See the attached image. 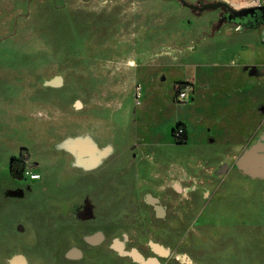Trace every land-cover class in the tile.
<instances>
[{"label":"rangeland","instance_id":"obj_1","mask_svg":"<svg viewBox=\"0 0 264 264\" xmlns=\"http://www.w3.org/2000/svg\"><path fill=\"white\" fill-rule=\"evenodd\" d=\"M225 11L0 0V264H264V23Z\"/></svg>","mask_w":264,"mask_h":264},{"label":"water","instance_id":"obj_2","mask_svg":"<svg viewBox=\"0 0 264 264\" xmlns=\"http://www.w3.org/2000/svg\"><path fill=\"white\" fill-rule=\"evenodd\" d=\"M178 1L187 8L200 12L223 7L226 11L221 15L220 21H229L248 28H255L264 23V4L235 8L222 0L202 2L201 4H195L186 0Z\"/></svg>","mask_w":264,"mask_h":264},{"label":"bare ground","instance_id":"obj_3","mask_svg":"<svg viewBox=\"0 0 264 264\" xmlns=\"http://www.w3.org/2000/svg\"><path fill=\"white\" fill-rule=\"evenodd\" d=\"M90 147V149H94L95 146L93 144H89L88 145ZM100 151H102L103 153H109L111 152V148L110 147H105L103 149H101ZM102 235L100 233L95 234L92 237H86L85 240L92 243L93 245L98 244L101 242L102 240ZM155 249V248H154ZM78 251H74V253L76 254ZM129 254H131V256L134 258V260L138 263V264H150V259L147 261L145 258H143L137 251L133 250L131 252H129ZM126 255V254H125ZM154 260V262H156L155 258H152Z\"/></svg>","mask_w":264,"mask_h":264},{"label":"trees","instance_id":"obj_4","mask_svg":"<svg viewBox=\"0 0 264 264\" xmlns=\"http://www.w3.org/2000/svg\"><path fill=\"white\" fill-rule=\"evenodd\" d=\"M184 84V83H183ZM178 128H182V123H178L174 129H173V140L174 141H178V142H183L185 137H184V131L182 128V133L180 135L176 134V130ZM19 161L13 159L10 162V166H9V174L11 175V177L16 178V179H21L22 178V169L19 167Z\"/></svg>","mask_w":264,"mask_h":264},{"label":"built area","instance_id":"obj_5","mask_svg":"<svg viewBox=\"0 0 264 264\" xmlns=\"http://www.w3.org/2000/svg\"><path fill=\"white\" fill-rule=\"evenodd\" d=\"M256 5H262V4L260 3V1H258L257 4H254L253 6H256ZM189 88H190L189 83H184V84L183 83H180V84L176 83L174 85V92H175L177 98L179 100L187 99L189 97V94L191 95ZM138 92H139V88H137V94H138ZM181 133H182V128H178L176 130V134L180 135ZM38 176L39 175L37 173L30 174L31 179H36V178H38Z\"/></svg>","mask_w":264,"mask_h":264},{"label":"crops","instance_id":"obj_6","mask_svg":"<svg viewBox=\"0 0 264 264\" xmlns=\"http://www.w3.org/2000/svg\"><path fill=\"white\" fill-rule=\"evenodd\" d=\"M235 36H239V34L237 33V34H235Z\"/></svg>","mask_w":264,"mask_h":264},{"label":"flooded vegetation","instance_id":"obj_7","mask_svg":"<svg viewBox=\"0 0 264 264\" xmlns=\"http://www.w3.org/2000/svg\"><path fill=\"white\" fill-rule=\"evenodd\" d=\"M225 13V12H224ZM224 13H222V14H224ZM22 174H23V171H22Z\"/></svg>","mask_w":264,"mask_h":264}]
</instances>
